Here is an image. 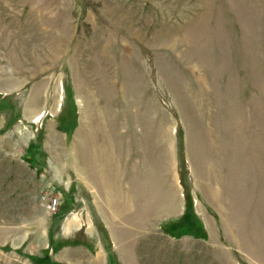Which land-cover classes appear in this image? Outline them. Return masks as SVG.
<instances>
[{"label":"rangeland","instance_id":"obj_1","mask_svg":"<svg viewBox=\"0 0 264 264\" xmlns=\"http://www.w3.org/2000/svg\"><path fill=\"white\" fill-rule=\"evenodd\" d=\"M39 259L264 264V0H0V264Z\"/></svg>","mask_w":264,"mask_h":264},{"label":"bare ground","instance_id":"obj_2","mask_svg":"<svg viewBox=\"0 0 264 264\" xmlns=\"http://www.w3.org/2000/svg\"><path fill=\"white\" fill-rule=\"evenodd\" d=\"M105 132V135H104V138H103V140H104V142L106 141V139H105V137H107V140L109 141V139H110V137H111V135L110 134H108L109 132H107L106 130H104ZM108 150V149H107ZM106 151V150H105Z\"/></svg>","mask_w":264,"mask_h":264},{"label":"trees","instance_id":"obj_3","mask_svg":"<svg viewBox=\"0 0 264 264\" xmlns=\"http://www.w3.org/2000/svg\"><path fill=\"white\" fill-rule=\"evenodd\" d=\"M184 218H185V219H183V221H186L187 218H186V217H184ZM183 225H184V224H183ZM183 225H181V226H183ZM42 261H43V260H40V259H39V260H37V263L40 264V263H42ZM56 264H57V263H56Z\"/></svg>","mask_w":264,"mask_h":264},{"label":"built area","instance_id":"obj_4","mask_svg":"<svg viewBox=\"0 0 264 264\" xmlns=\"http://www.w3.org/2000/svg\"><path fill=\"white\" fill-rule=\"evenodd\" d=\"M54 205H55V204H53V207H54ZM49 207H51V208H52V205H49Z\"/></svg>","mask_w":264,"mask_h":264}]
</instances>
